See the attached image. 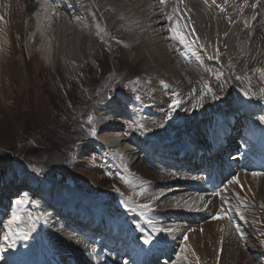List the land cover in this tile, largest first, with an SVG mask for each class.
Listing matches in <instances>:
<instances>
[{
	"label": "bare ground",
	"instance_id": "obj_1",
	"mask_svg": "<svg viewBox=\"0 0 264 264\" xmlns=\"http://www.w3.org/2000/svg\"><path fill=\"white\" fill-rule=\"evenodd\" d=\"M56 1L38 0L37 5L33 0H0V55L7 49L17 52L14 41L19 35L24 57L29 56V49L39 48L45 58L59 59L72 71L103 49L108 40L106 31L112 36L113 50L122 45L134 50L131 55L132 52L127 53L130 58L144 62L142 81L136 86L141 96L125 93L121 98L114 96L112 101L102 99L109 105L96 118L97 142L111 148L122 147L124 143L140 142L150 147L161 143L170 148L168 152L173 156L171 152L184 149L177 146L183 144L181 136L212 148L210 141L216 139L213 133H217L216 137H222L216 146L226 148L224 139L231 141L236 126L246 117L259 129L262 127L256 144L260 154L249 150L238 154V147L223 155L214 153L209 181H220L223 185L216 190L217 186L204 182L203 175L197 180L195 174L188 177L178 168L157 170L144 160L136 165L137 160L132 167L141 166L131 182L138 193L122 214L111 200L94 202L60 182L52 183L56 190L48 192L47 187L48 194H42L39 202L26 189L16 190L19 182L15 183L11 177L14 171L4 168L0 171V264H24L27 260L33 264H100L99 250L75 236L69 225L51 222L49 215L62 214L50 210L48 201L71 206L74 212L83 211L85 217L95 221H117L118 231L134 237V244L130 240L127 248L135 245L146 252L157 240L165 243V250L169 245L182 246L174 263L173 249L168 248L171 253L161 252L167 257L166 264H252L251 258L262 264L264 210L259 213L249 205L264 203V169H259L264 156V75L258 71L264 69V0H164L163 3L153 0L158 25L153 24L149 15L147 0H75V3L61 0V5H56ZM231 1L236 3L235 8ZM182 3L186 10L171 12L175 8L180 10ZM50 18L57 24L53 41L48 33L44 40L42 30ZM162 36L167 38L170 54L178 63L176 68L184 71L188 83H183L171 66L172 60L168 59L171 55ZM20 57L18 53L21 62ZM120 112L125 117L114 123L115 114ZM232 119L235 123L221 126ZM118 130L125 136L120 143L119 136H110ZM124 151L128 155L125 148ZM200 159L207 160L202 155ZM33 176L28 178H36ZM217 192L222 195L220 198ZM10 193H14V198L8 197ZM225 195H229L230 204L224 200ZM75 197H81L84 205L80 200L75 202ZM237 197L243 205L247 204L238 202V207L234 206ZM25 198L30 199L31 206L22 203ZM86 203L94 208H88ZM130 212L139 226L119 223L118 217ZM211 212L214 217L218 213L217 222H199ZM105 213L110 216L107 218ZM236 223L249 225V238L254 231L259 232L255 237L259 239L255 240L258 245L250 242L242 248L244 238L238 241L240 234H237L242 231L236 234ZM141 227L149 236L142 234ZM146 237L152 238L153 243L145 244ZM181 241H186L185 245ZM132 258V264H143L145 259L139 252Z\"/></svg>",
	"mask_w": 264,
	"mask_h": 264
},
{
	"label": "rangeland",
	"instance_id": "obj_2",
	"mask_svg": "<svg viewBox=\"0 0 264 264\" xmlns=\"http://www.w3.org/2000/svg\"><path fill=\"white\" fill-rule=\"evenodd\" d=\"M147 2L149 15L153 17V24L158 25L160 21L156 17L157 11H155L154 8L155 2H153V0H147ZM33 3H37L38 5V0H33ZM232 4H235V8L236 3L232 2ZM170 8L172 9V7ZM165 9L168 11L166 7ZM184 10H186V7L184 3H182L180 5V10L175 8L171 12L176 14L177 12ZM37 12L38 11H36V13ZM47 12L49 15V11ZM34 15L35 13L30 15V17ZM50 22L53 24L54 20L50 18ZM50 22L46 24L42 30L45 34L44 40H46V33H48L49 38L52 37L51 40L53 41V33H55V26L57 24L54 22L52 25ZM157 29L159 30L160 26H157ZM106 32V39L108 40L106 41V45L103 47L104 50L102 49L98 53H94V56L92 58H88L83 66L79 68L77 67L72 71L68 70L64 63H62L59 59H53V57H49L48 59L45 58L44 54L40 52L41 49L37 47V49L34 47V49H29V56L24 57L25 52L22 48L23 44L19 42V35L17 37L18 40H15L14 44H16L18 47L17 52L21 55V62L18 60L17 52L15 53L11 49H7L6 51L2 52L0 55V159L3 157L2 152L4 149H8L10 154L13 151L16 157L5 165L0 164V171L4 168H12L14 171L13 175H11L12 179L17 178L19 180L22 176L34 175L33 177H36L37 180L42 181L41 183L44 185L49 184L51 181L56 183L60 182L64 185L66 182L68 186L72 187V189L76 188L73 189L75 192L76 190H82L80 192H83L85 195L90 196L91 198H95L94 200L102 199L103 201H101V203L111 200L114 204V207L117 209V211H119L118 213L122 214L121 211H126L129 209V206L133 202V197H135V195L138 193V189H136V186L131 182V177L136 171H138L141 165H139L137 169L132 167V165L137 161V158L135 155H130L129 158L134 161L131 166L127 168H125V165L120 166L114 163L115 160H112L109 157L106 150H102V148L96 145L97 138L95 124L98 110L103 103L99 102V99L98 101L92 99L89 95L90 93H93L94 95L95 90L97 89L96 91L98 94L96 93V95H98V98H101L102 96L105 97L106 93L108 100H110V97L113 96V91L119 88V91L122 93V95L126 93L128 95L141 96V93L136 89V86L142 81L141 76L144 70V62L143 60L133 61L132 58H130V55L133 54L134 50H130L123 45L120 46L118 50H113L111 44L112 36H110L108 31ZM161 39H163L165 42L164 46L167 49V53L171 55L169 45L166 43L167 38L162 36ZM20 44L21 46H19ZM48 44L49 40L46 45ZM168 59L172 60L171 63L173 64H171V66L173 68L175 67L177 73L180 74L181 78L183 79V83H188L189 81L185 77L184 71L176 68V66L178 67L176 58L171 55V59L169 57ZM104 65H106L107 72L105 73L104 77H101V72L103 70L101 67ZM182 79H180L181 83ZM93 83L94 86H91V89L87 88V85L90 86L93 85ZM71 95L74 97H71ZM12 96L20 100V105L18 106L20 107L21 112L20 110H16L14 105L15 103L10 100V97ZM133 104L136 106L139 105L136 103V101L135 103L133 102ZM46 110L48 111L49 115L52 116L53 120H51L58 126L70 128L72 121L78 119V122L82 126H88L91 130V133H88L87 137L78 140V142L75 144V148L70 152V165L68 163L65 167V170H63L64 172H67L69 176L74 177L76 179L75 180L72 178L74 181L67 179L68 177L60 176V174L39 172L36 170L37 168L35 169L24 164L25 161H31V158H37L39 155L36 153L38 150H35L32 147L33 140L37 141L40 148H43L41 145H45L43 143L40 144L35 135L38 136L37 132L39 135L41 133V130L39 129L40 123H42L43 127H47L50 123V120L45 116ZM12 122L13 124L11 125ZM14 122H16V127ZM181 137L183 142L187 140H184L185 136ZM10 149L12 150L10 151ZM33 153L36 155L34 156ZM139 161L140 160L138 159L136 165H138ZM17 171H20V175L17 173ZM196 176L197 180H199L200 175ZM234 178L235 176L233 179ZM102 186H106V190L101 194H89L86 192V190H88L90 187L102 188ZM54 188V185H48V192ZM221 188L222 187L220 186L219 189ZM56 189L57 188L54 190ZM189 189L191 190V188H188V191H190ZM64 191L66 190L64 189ZM66 192L70 193V191ZM202 194L204 195V193ZM217 195L218 198H220V192H217ZM226 199L229 201V203L227 201L226 202L230 204L229 195L224 196V200ZM236 199L237 201L234 202V206L237 204L236 206L238 207V197ZM41 200L42 199L40 198L38 201L40 202ZM75 200V202H79L80 200V202H82L80 204L84 205L81 197H75ZM99 200L94 202L98 203ZM22 203H25L27 207L32 205L30 199L28 198H25ZM239 204L243 205L242 202H239ZM246 204L247 203L244 205ZM257 204L258 206L256 207L253 206L255 205L254 203L249 206H251V210H256L259 213H262L264 207L260 206L259 204L263 205L264 203L262 201H258ZM86 205H88V208H94L91 203H86ZM212 213L213 212L209 214V217L199 220V222L202 223L207 220L217 222L219 220V217H217L218 213L215 214L217 218L212 216ZM105 214L107 218L110 216L108 213ZM132 214L133 212H130L129 215L119 216V222L122 221L121 223L125 225L129 223L138 225L139 222H136V217H133L134 215L132 216ZM121 217H123L122 220ZM246 225L247 224L245 223H240V225L236 223L234 227L236 229V234L240 232V230L242 231L237 234V236L240 234V236H238V241L241 238H244L241 244L242 248H244L247 244L249 245L250 242H254V246L258 245V242L255 241L257 238L255 237L259 232L256 233V231H254V234H252L253 238H249V225ZM141 232L144 236H149L145 230H142V227ZM261 235L263 236L264 233ZM185 242L186 241H181V245H185ZM168 248L173 249L171 251L175 252L172 255L174 256L172 263H174L182 246L169 245ZM168 248H166V250H168ZM166 250L163 248L164 252H166ZM260 255V260L262 264H264V252ZM250 262H252V264H259L256 258H251Z\"/></svg>",
	"mask_w": 264,
	"mask_h": 264
},
{
	"label": "trees",
	"instance_id": "obj_3",
	"mask_svg": "<svg viewBox=\"0 0 264 264\" xmlns=\"http://www.w3.org/2000/svg\"><path fill=\"white\" fill-rule=\"evenodd\" d=\"M101 69H103L101 72V77H104L105 73L107 72L106 65L101 67ZM91 86H94V83L93 85L90 86L87 85V88L91 89ZM96 90L94 95L93 93H90L89 95L92 99L98 101V99L104 100L107 98L106 93H105V97L102 96L103 98L102 97L98 98V95H96V93L98 94V92ZM71 97L74 96L71 95ZM10 100H12L15 103L13 104L15 105L16 110H20L21 112V109L18 106L20 105V100L16 99L14 96L10 97ZM45 116L47 119L50 120L49 125L47 127H43L42 123H40L39 129L41 130V133L39 135V133L37 132L38 136L35 135L37 140L40 142V144L43 143L45 145H41L43 148H40L37 141L33 140L32 147L35 150H38L36 151V153H38L39 155L37 158H31V161L30 160L25 161L24 164L26 166L35 169L37 168L36 170L39 172L56 173V174H60V176L68 177L67 179L73 180L75 178L69 176V174L67 172H64L63 170H65V167L67 166L68 163L70 165V160H71L70 152L73 151V149L75 148V144L78 142V140L87 137L88 136L87 134L89 133L90 129L88 126L87 127L82 126L78 122V119L72 121V125L70 128L58 126L55 122L52 121L53 120L52 116L49 115L47 110ZM12 124L13 122L11 123V125ZM14 125L16 127V122H14ZM11 150L12 149H10V151ZM2 153H3V157L2 159H0V164L5 165L16 157L14 152L12 151V153L10 154L8 152V149H4ZM33 154L34 156L36 155L35 153ZM105 190H106V186H102V188L92 187L86 190V192L92 194H99L104 192Z\"/></svg>",
	"mask_w": 264,
	"mask_h": 264
},
{
	"label": "snow or ice",
	"instance_id": "obj_4",
	"mask_svg": "<svg viewBox=\"0 0 264 264\" xmlns=\"http://www.w3.org/2000/svg\"><path fill=\"white\" fill-rule=\"evenodd\" d=\"M161 2L163 3L164 0H161ZM259 72H261L262 75H264V69H258ZM144 208H148L150 207V205H143ZM16 217H13V221H15ZM145 244H150L153 243V239L150 237H146L143 241Z\"/></svg>",
	"mask_w": 264,
	"mask_h": 264
}]
</instances>
